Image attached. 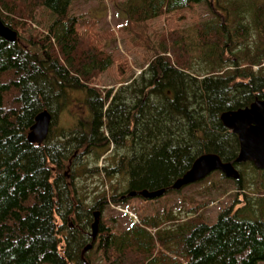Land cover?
Segmentation results:
<instances>
[{"label": "trees", "instance_id": "obj_1", "mask_svg": "<svg viewBox=\"0 0 264 264\" xmlns=\"http://www.w3.org/2000/svg\"><path fill=\"white\" fill-rule=\"evenodd\" d=\"M72 1L0 0V20L17 33L12 43L0 37V264H92L93 247L101 264L264 263V220L232 207L213 223L199 207L186 221L141 215L120 231L100 220L92 248L81 254L92 242L94 210L122 204L130 191L171 192L202 154L236 168L251 164L235 163L238 138L220 115L264 100V0H214L220 7L225 1L232 26L194 24L199 71L181 29L152 39L146 24L209 0H109L125 16L118 32L148 52L136 77L111 88L100 79L113 56L77 29ZM81 104L82 113L69 111L72 124L59 126L60 114ZM43 109L51 114L47 136L29 143ZM85 156L91 159L82 164ZM87 173L113 180L111 194L97 191L89 200L78 182ZM262 173L257 189L264 197ZM239 175L234 184L247 200Z\"/></svg>", "mask_w": 264, "mask_h": 264}, {"label": "rangeland", "instance_id": "obj_2", "mask_svg": "<svg viewBox=\"0 0 264 264\" xmlns=\"http://www.w3.org/2000/svg\"><path fill=\"white\" fill-rule=\"evenodd\" d=\"M224 2L221 3L220 7L214 0H209V4L201 3L191 9L177 10L166 16H159L147 22V32L153 35L152 39H154L157 32L162 29H181L185 36H188L193 49V69L199 71L204 67V63L200 62L201 56L192 45L196 40L194 24L218 20L232 26L230 17L222 9ZM115 5L109 0H73L71 4V14L78 17L81 22L77 29L84 34L86 33L90 39L93 38V44L113 56V65L100 79L102 88L118 87L120 85L118 83L121 81L136 77L147 62L148 52L146 48L144 46L141 48L133 46L129 42L128 33L118 32L119 27L125 22V16L120 10L121 4L117 3L118 6L116 7ZM44 16L45 14L42 15L43 18ZM32 27L37 31L42 30L41 25H37V23L32 24ZM109 31H111L112 36H110ZM231 56L232 53L227 52L224 54V59ZM120 63L119 67L122 68V71L118 68ZM80 110L81 113L85 110L83 104L80 108L72 106L62 112L58 118L59 126H70L72 119L69 111L80 113ZM87 159L91 158L88 156L82 158V164ZM102 163L103 161H98L96 165L100 167ZM92 166L93 163L90 161L88 167ZM237 170L242 174L245 187L241 192L247 194V200L244 199L242 194L237 193L238 189L233 179L224 177L220 171H214L201 181L186 185L177 191L172 190L154 199L135 196L119 205H106L101 213L100 220L112 229L120 231L126 229L130 224L136 223L141 215L154 214L157 218L164 219L168 214H171L175 218H179L180 221H186L194 215V209L197 207H199V213L207 223H213L218 213L228 207L253 211L250 216L252 220L258 218L264 220V197L260 195L257 189V182H260L263 171L257 170L252 164L238 166ZM78 182L89 200L97 191L105 190L107 195L111 194L110 184L114 183L113 180L110 181L102 175L88 173L80 175ZM262 193H264V189ZM171 225L164 224L160 228L164 229ZM94 249L93 247L89 253L92 264H101L100 256Z\"/></svg>", "mask_w": 264, "mask_h": 264}, {"label": "water", "instance_id": "obj_3", "mask_svg": "<svg viewBox=\"0 0 264 264\" xmlns=\"http://www.w3.org/2000/svg\"><path fill=\"white\" fill-rule=\"evenodd\" d=\"M0 37L12 43L17 39V33L0 20ZM50 121L51 114L47 109L40 111L35 116L34 123L27 133L28 142L40 145L47 136ZM220 121L238 138L239 151L235 163L248 162L257 170L264 171V100L256 99L245 108L223 112L220 115ZM214 171H220L224 177L234 181L240 178L239 172L232 162H223L216 154L206 153L198 156L190 168L172 183L170 189L177 191L186 185L203 180ZM164 193L165 189L153 191L143 189L130 191L126 196L154 199ZM92 216L93 220L90 224L92 242L83 248L82 255L92 248L98 234L101 213L99 210H94Z\"/></svg>", "mask_w": 264, "mask_h": 264}]
</instances>
